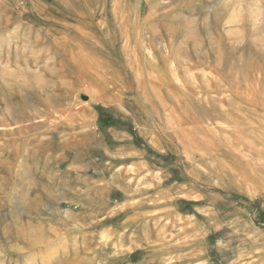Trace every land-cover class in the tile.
<instances>
[{
    "label": "rangeland",
    "instance_id": "rangeland-1",
    "mask_svg": "<svg viewBox=\"0 0 264 264\" xmlns=\"http://www.w3.org/2000/svg\"><path fill=\"white\" fill-rule=\"evenodd\" d=\"M0 264H264V0H0Z\"/></svg>",
    "mask_w": 264,
    "mask_h": 264
},
{
    "label": "bare ground",
    "instance_id": "bare-ground-1",
    "mask_svg": "<svg viewBox=\"0 0 264 264\" xmlns=\"http://www.w3.org/2000/svg\"><path fill=\"white\" fill-rule=\"evenodd\" d=\"M36 241H37V242H36ZM49 242H50V241H49ZM33 243H36L37 245H38V244H42V243L44 244V242H43V240H42L41 238H40V239L38 238V239L35 240ZM115 248H116V247H115Z\"/></svg>",
    "mask_w": 264,
    "mask_h": 264
}]
</instances>
